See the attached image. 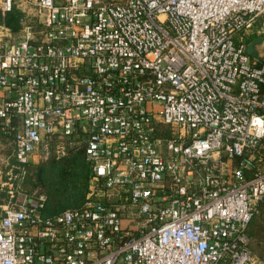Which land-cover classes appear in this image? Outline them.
<instances>
[{"label": "built area", "instance_id": "1", "mask_svg": "<svg viewBox=\"0 0 264 264\" xmlns=\"http://www.w3.org/2000/svg\"><path fill=\"white\" fill-rule=\"evenodd\" d=\"M14 169L0 264H253L264 202V0H0ZM82 147V206L41 212L35 155Z\"/></svg>", "mask_w": 264, "mask_h": 264}, {"label": "trees", "instance_id": "2", "mask_svg": "<svg viewBox=\"0 0 264 264\" xmlns=\"http://www.w3.org/2000/svg\"><path fill=\"white\" fill-rule=\"evenodd\" d=\"M31 20L32 18L27 17L15 5L0 17V22L14 32L18 31L23 23ZM262 91L264 92V85ZM15 130L13 124L4 128L0 121V137L3 139L13 141ZM13 150L14 144L11 154H13ZM47 157L37 165L33 175L31 170L36 165L26 166L27 174L30 172V176L28 180L26 178L22 181L20 188L30 190L35 186H40L43 189L46 198L41 212L44 216H53L66 209L82 206L91 173L84 149L82 147L70 148L62 156L57 157L52 153ZM6 199V191L0 190V200L6 201Z\"/></svg>", "mask_w": 264, "mask_h": 264}, {"label": "rangeland", "instance_id": "3", "mask_svg": "<svg viewBox=\"0 0 264 264\" xmlns=\"http://www.w3.org/2000/svg\"><path fill=\"white\" fill-rule=\"evenodd\" d=\"M259 37H262L261 41L256 44L258 52L264 55V32L258 34ZM13 149V141L5 140L0 137V190H7L5 182L9 177V172L12 170V173H15L13 154H11ZM49 156V155H48ZM48 157L44 155H35L34 162H31V165H36L32 167V175L40 163L46 160ZM29 164V165H30ZM30 176V172L27 174V180ZM25 178V179H26ZM24 179V180H25ZM23 180V181H24ZM25 190V189H24ZM5 201L0 200V204ZM263 207V208H262ZM248 235L250 237V244L254 251V262L253 264H264V205H260L257 213L254 215L253 219L248 225Z\"/></svg>", "mask_w": 264, "mask_h": 264}, {"label": "water", "instance_id": "4", "mask_svg": "<svg viewBox=\"0 0 264 264\" xmlns=\"http://www.w3.org/2000/svg\"><path fill=\"white\" fill-rule=\"evenodd\" d=\"M262 37H258L250 41L246 47V52L250 55H255L256 54V48L255 45L261 41Z\"/></svg>", "mask_w": 264, "mask_h": 264}, {"label": "crops", "instance_id": "5", "mask_svg": "<svg viewBox=\"0 0 264 264\" xmlns=\"http://www.w3.org/2000/svg\"><path fill=\"white\" fill-rule=\"evenodd\" d=\"M19 10H21V8H19V7H17ZM25 15H26V13L23 11V10H21ZM1 16H3V15H0V17ZM0 24H3V23H1L0 22ZM5 25V24H4ZM6 26V25H5ZM8 27V26H7ZM14 32V31H13ZM15 32H18V31H15ZM258 38V37H257ZM255 48H256V50L258 51V49H257V47H256V45H255ZM248 232V231H247ZM250 238V237H249Z\"/></svg>", "mask_w": 264, "mask_h": 264}]
</instances>
